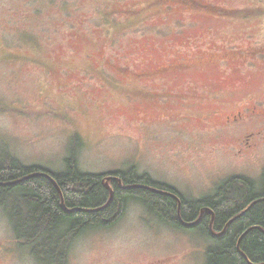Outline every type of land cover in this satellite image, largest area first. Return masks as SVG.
I'll list each match as a JSON object with an SVG mask.
<instances>
[{
  "label": "rangeland",
  "instance_id": "rangeland-1",
  "mask_svg": "<svg viewBox=\"0 0 264 264\" xmlns=\"http://www.w3.org/2000/svg\"><path fill=\"white\" fill-rule=\"evenodd\" d=\"M158 1L0 0V155L61 174L77 136L84 173L138 166L189 200L236 175L260 186L264 0ZM100 5L134 12L115 23L100 10L105 30L87 27ZM158 93L176 97L154 102ZM176 229L175 264H207L213 243ZM25 252L0 209V264Z\"/></svg>",
  "mask_w": 264,
  "mask_h": 264
},
{
  "label": "trees",
  "instance_id": "trees-1",
  "mask_svg": "<svg viewBox=\"0 0 264 264\" xmlns=\"http://www.w3.org/2000/svg\"><path fill=\"white\" fill-rule=\"evenodd\" d=\"M47 1L55 4V0ZM156 5L157 3H154L151 6ZM65 6L71 9L70 4L65 1L61 3L62 11ZM100 10L110 13L115 23L119 14L128 17L134 12L128 14V12L111 11L106 6L100 5V8L98 7L89 17L90 23L87 27L105 30L102 25L95 23L96 15ZM135 12L136 17L141 16V12ZM65 13L71 14V11ZM36 38L39 39V45L32 43V46L39 47L41 39L32 33V41ZM19 41L23 42L22 44L28 43L30 37L23 35ZM129 78H133L132 74ZM79 142V138L75 136L71 156L66 161V172L61 174L48 172L62 190L68 208L94 209L105 206L110 199V190L104 185V180L108 176H117L124 186H155L178 194L182 200L181 217L186 223L196 222L202 210L209 208L215 214L214 232L218 234L224 232V234L221 237L211 234L210 224L213 217L209 213L204 215L197 226L183 227L178 220L176 200L145 189L124 190L117 182L110 183L114 190V199L106 210L98 213H66L61 208V196L57 186L46 177L33 178L10 186L1 185L15 183L33 173L47 172L40 168L25 166L18 158L7 152L0 155V209L10 220L19 246L28 248L38 259L39 264H54L56 256L60 254L68 238L69 233L64 231L68 225L78 228L87 219L97 215L103 216L107 211L113 210L122 197L135 194L143 196L156 213L169 219L175 228L198 230L210 240L213 245L207 251V264H264V201L253 205L244 216L232 223L225 231L232 219L245 212L255 201L264 198V173L260 186L246 176L236 175L224 180L209 197L189 200L172 187L155 182L150 174H140L138 166L113 174L82 172L78 167ZM254 227H259L261 230ZM248 230L250 231L241 240L238 250L239 241Z\"/></svg>",
  "mask_w": 264,
  "mask_h": 264
},
{
  "label": "clouds",
  "instance_id": "clouds-1",
  "mask_svg": "<svg viewBox=\"0 0 264 264\" xmlns=\"http://www.w3.org/2000/svg\"><path fill=\"white\" fill-rule=\"evenodd\" d=\"M69 233L54 264H175L178 232L138 194L122 197L103 216L68 225ZM20 264H39L25 252Z\"/></svg>",
  "mask_w": 264,
  "mask_h": 264
},
{
  "label": "water",
  "instance_id": "water-1",
  "mask_svg": "<svg viewBox=\"0 0 264 264\" xmlns=\"http://www.w3.org/2000/svg\"><path fill=\"white\" fill-rule=\"evenodd\" d=\"M38 177H46L48 178L51 182H53L57 188H58V191L60 193V196H61V208L66 212V213H74V212H83V213H98V212H101V211H104L106 210L111 204H112V201L114 199V190L111 186V182H117L118 185L123 188L124 190H131V189H145V190H149V191H152L154 193H157V194H160V195H163V196H167V197H170L174 200H176L178 202V220L179 222L181 223V225L183 227H187V228H192V227H195L197 226L203 219L204 215L206 213H209L212 215V221H211V224H210V232L213 236L215 237H221L223 233H215L214 230H213V224H214V221H215V214L212 210H210L209 208H205L202 210L201 212V216L199 218V220H197L196 222H193V223H186L183 221L182 217H181V208H182V200H181V197L178 195V194H175L169 190H162V189H159V188H156V187H153V186H147V185H132V186H124L123 185V182L122 180L117 177V176H108L105 178L104 180V185L110 190L111 192V198L109 199L108 203L103 206V207H100V208H94V209H82V208H75V209H70L66 206L65 204V199H64V196H63V193H62V190L59 188V186L57 185V182L56 180L54 179V177L52 176V174L48 173V172H37V173H33V174H30L29 176L15 182V183H8V184H1V185H4V186H10V185H13V184H18V183H22V182H25V181H28L30 179H33V178H38ZM264 201V198L263 199H259L257 201H255L245 212H243L241 215L237 216L236 218L232 219L229 224L226 226L225 228V231L226 229L232 224L234 223L236 220H238L239 218H241L242 216H244L251 208L253 205L259 203V202H263ZM256 229H259L261 230V228L259 227H254ZM253 229V228H251ZM250 229V230H251ZM248 230L247 232H245L240 241H239V244H238V250L240 249V242L241 240L243 239V237L250 231ZM264 232V230H263Z\"/></svg>",
  "mask_w": 264,
  "mask_h": 264
},
{
  "label": "flooded vegetation",
  "instance_id": "flooded-vegetation-1",
  "mask_svg": "<svg viewBox=\"0 0 264 264\" xmlns=\"http://www.w3.org/2000/svg\"><path fill=\"white\" fill-rule=\"evenodd\" d=\"M160 79H165V78H162V77H156V78H153L151 79V81H157V80H160ZM154 98V102H159L161 103L162 100H165V101H169L171 100L173 97H176V95L172 94V93H158L156 95H153L152 96ZM178 97H181V99H184L185 96H178ZM173 123L171 118L168 117V118H164L163 121H162V124L163 125H169ZM232 124H239V121L238 120H234ZM160 184H163L161 182H159ZM167 186V185H166ZM155 187V186H153ZM187 228V227H186Z\"/></svg>",
  "mask_w": 264,
  "mask_h": 264
},
{
  "label": "bare ground",
  "instance_id": "bare-ground-1",
  "mask_svg": "<svg viewBox=\"0 0 264 264\" xmlns=\"http://www.w3.org/2000/svg\"><path fill=\"white\" fill-rule=\"evenodd\" d=\"M110 198H111V192H110Z\"/></svg>",
  "mask_w": 264,
  "mask_h": 264
}]
</instances>
